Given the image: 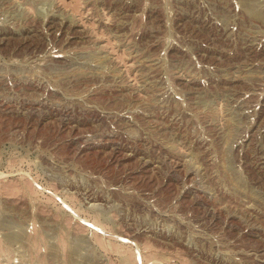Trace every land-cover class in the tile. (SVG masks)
I'll return each mask as SVG.
<instances>
[{
  "label": "rangeland",
  "instance_id": "1",
  "mask_svg": "<svg viewBox=\"0 0 264 264\" xmlns=\"http://www.w3.org/2000/svg\"><path fill=\"white\" fill-rule=\"evenodd\" d=\"M0 264H264V0H0Z\"/></svg>",
  "mask_w": 264,
  "mask_h": 264
}]
</instances>
